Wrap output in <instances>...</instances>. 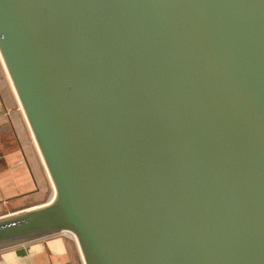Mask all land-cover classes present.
Returning <instances> with one entry per match:
<instances>
[{"label":"water","instance_id":"obj_1","mask_svg":"<svg viewBox=\"0 0 264 264\" xmlns=\"http://www.w3.org/2000/svg\"><path fill=\"white\" fill-rule=\"evenodd\" d=\"M0 53L55 187L0 250L264 264V0H0Z\"/></svg>","mask_w":264,"mask_h":264},{"label":"crops","instance_id":"obj_2","mask_svg":"<svg viewBox=\"0 0 264 264\" xmlns=\"http://www.w3.org/2000/svg\"><path fill=\"white\" fill-rule=\"evenodd\" d=\"M55 187L0 53V217L42 206ZM0 264H85L78 241L54 234L0 250Z\"/></svg>","mask_w":264,"mask_h":264},{"label":"bare ground","instance_id":"obj_3","mask_svg":"<svg viewBox=\"0 0 264 264\" xmlns=\"http://www.w3.org/2000/svg\"><path fill=\"white\" fill-rule=\"evenodd\" d=\"M74 236V235H73ZM75 237V236H74ZM75 239H76V237H75ZM81 250V249H80ZM82 253V252H81ZM83 256V255H82Z\"/></svg>","mask_w":264,"mask_h":264},{"label":"rangeland","instance_id":"obj_4","mask_svg":"<svg viewBox=\"0 0 264 264\" xmlns=\"http://www.w3.org/2000/svg\"><path fill=\"white\" fill-rule=\"evenodd\" d=\"M77 240V239H76Z\"/></svg>","mask_w":264,"mask_h":264}]
</instances>
